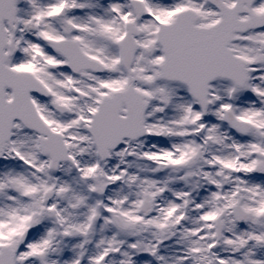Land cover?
<instances>
[{"label": "snow or ice", "instance_id": "snow-or-ice-1", "mask_svg": "<svg viewBox=\"0 0 264 264\" xmlns=\"http://www.w3.org/2000/svg\"><path fill=\"white\" fill-rule=\"evenodd\" d=\"M0 264H264V0H0Z\"/></svg>", "mask_w": 264, "mask_h": 264}]
</instances>
